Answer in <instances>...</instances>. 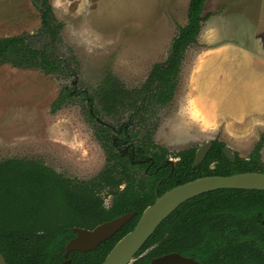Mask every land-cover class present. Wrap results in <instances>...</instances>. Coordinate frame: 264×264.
Returning <instances> with one entry per match:
<instances>
[{"label":"rangeland","instance_id":"374dc122","mask_svg":"<svg viewBox=\"0 0 264 264\" xmlns=\"http://www.w3.org/2000/svg\"><path fill=\"white\" fill-rule=\"evenodd\" d=\"M48 1L62 23L51 55L65 59L68 72L0 64V163L32 160L66 179L90 181L106 164L98 140L102 132L95 131L86 97L67 96L56 105L59 95L64 88L92 95L108 75L124 88H139L152 65L166 59L172 38L186 23L189 0ZM201 15L205 19L185 51L173 97L157 107L146 128L152 141L170 152L217 140L244 158L264 136L259 94L264 90V0H207ZM39 29V12L30 0H0V37L32 35L30 42L40 47ZM225 74L252 85L251 103L260 110L254 109L246 127L219 115L221 95L212 91L227 87H212L211 81L222 82ZM242 102L235 97L225 105L235 113ZM129 114L99 116L115 125ZM260 153L264 164V144ZM109 204L105 196L104 205Z\"/></svg>","mask_w":264,"mask_h":264},{"label":"trees","instance_id":"16d2710c","mask_svg":"<svg viewBox=\"0 0 264 264\" xmlns=\"http://www.w3.org/2000/svg\"><path fill=\"white\" fill-rule=\"evenodd\" d=\"M206 1L189 0L186 23L172 38L166 59L152 65L139 88H124L117 78L108 75L92 95L64 88L56 105L67 96L86 97L90 118L100 112L112 116L125 110L137 118V125L130 131L135 127L150 131L146 121L157 107L166 105L173 97L185 51L195 42L205 19L201 13ZM30 2L39 12L38 33L44 41L35 47L30 42L32 35L0 37V64L66 74L65 59L51 55L56 43H60L62 23L48 0ZM95 124V131H114L101 121ZM98 139L106 153V164L90 181L66 179L32 160L12 158L0 163V253L7 264H59L64 261L65 244L75 236L73 227L92 229L136 211L130 221L96 249L68 255L71 264H101L113 245L134 228L143 209L176 184L202 176L264 173L260 153L264 136L246 158L235 153L233 163L222 153L225 144L215 140L195 169L191 168L195 149L187 148L173 154L179 160L169 177H165L168 170L162 169L146 180L136 178L135 167L115 151L106 132ZM148 143L152 149L143 147L144 151L156 164L163 163L168 151L151 143L149 135ZM210 163H214L213 169L209 168ZM105 196L111 197L108 207L103 203ZM263 223L264 191L218 189L180 205L159 224L131 264H150L151 259L174 252L194 258L197 264H217L221 259L264 264ZM215 242L222 243L217 246Z\"/></svg>","mask_w":264,"mask_h":264},{"label":"water","instance_id":"95a60500","mask_svg":"<svg viewBox=\"0 0 264 264\" xmlns=\"http://www.w3.org/2000/svg\"><path fill=\"white\" fill-rule=\"evenodd\" d=\"M210 148L211 142H206L198 148L195 152L193 167L203 160ZM222 153L230 162L235 161L234 152L229 147L224 146ZM218 189L264 191V173L253 171L228 176L201 177L164 192L142 211L134 228L113 245L101 264H131L135 260V255L159 224L179 205L194 196ZM134 215L135 212L125 213L110 221L98 224L92 229L73 227L71 231L75 236L65 244L64 261L59 264H71L68 255L73 251L85 253L96 249L100 243L111 238ZM0 264H7L1 253ZM150 264H196V262L194 259L178 253H168L151 259Z\"/></svg>","mask_w":264,"mask_h":264},{"label":"flooded vegetation","instance_id":"af4514ba","mask_svg":"<svg viewBox=\"0 0 264 264\" xmlns=\"http://www.w3.org/2000/svg\"><path fill=\"white\" fill-rule=\"evenodd\" d=\"M88 108V107H87ZM89 109V108H88ZM120 111H123V110H120ZM107 115V114H106ZM94 119L95 121H101L102 124L104 126L108 125V126H112L114 128V131H101V132H106L109 137H110V142L112 143L113 145V148L115 149V151L120 154V155H123L125 156L130 164L132 166L135 167V176L136 178H138L139 180H146L147 177L159 172L160 170L162 169H166L168 170V173L165 177H169L171 175V173L173 172L174 170V167H175V163L179 160V157H176L174 156L173 154L174 153H178V152H170L167 148L163 147V146H160V145H157L155 142L152 141L151 139V132L152 131H143L141 128H138V127H135V129H133L132 131H130L129 128H132L133 127V122H135L137 120V118L131 116V114H129L128 116H126V118L118 123V124H112V125H109L108 123L104 122V118L100 117L99 116V113L97 116H94ZM126 125H128V128L126 127ZM134 135V136H133ZM148 135H149V138H150V141L151 143H153L154 145L156 146H160V147H163L165 148L167 151H168V154L166 155V157L163 158V163L161 164H156L153 160V158L150 156V154L148 152H145L143 147L151 150L152 147L150 146V144L148 143ZM99 140V139H98ZM100 141V140H99ZM215 141V140H212V141H206V142H211V148H212V142ZM217 141V140H216ZM204 142V143H206ZM220 142V141H219ZM204 143L200 144L198 147H190V148H194V159H195V152L198 150V148L203 145ZM211 148L209 149V151L211 150ZM185 150V149H184ZM182 151V150H181ZM208 151V152H209ZM207 152V153H208ZM236 152H234V155H235ZM207 155V154H206ZM205 155V157H206ZM238 155V154H237ZM239 156V155H238ZM205 157L203 158V160L196 166H192L191 165V168L192 169H195L197 168L205 159ZM240 157V156H239ZM174 160H173V159ZM243 158V157H242ZM246 158V157H244ZM106 159V158H105ZM194 159H193V162H194ZM235 159H236V156H235ZM233 163V162H232ZM209 168L210 169H213L214 168V163H210L209 164ZM163 172V171H162ZM211 176H217V175H211ZM202 177H207V176H202ZM198 178H201V177H198ZM198 178H195V179H198ZM195 179H192V180H189V181H193ZM162 179H160L159 181L161 182ZM189 181H186V182H189ZM186 182H183V183H178L176 184L175 186L169 188L168 190L178 186V185H181V184H184ZM123 188V185L120 186V189ZM166 190V191H168ZM164 191V192H166ZM216 191V190H214ZM163 192V193H164ZM209 192H213V191H209ZM209 192H206V193H209ZM162 193V194H163ZM206 193H202V194H199L197 196H194L193 198L191 199H194L195 197H198L200 195H203V194H206ZM162 194L158 195V196H161ZM156 196V198L158 197ZM108 198H110V202H111V197L110 196H107ZM155 198V199H156ZM154 199V201H155ZM191 199H188L186 200L184 203H186L187 201L191 200ZM153 201V202H154ZM152 202V203H153ZM104 203V201H103ZM182 203V204H184ZM181 204V205H182ZM110 205V204H109ZM108 205V206H109ZM151 205V204H150ZM105 206V205H104ZM108 206H105V207H108ZM180 206V205H179ZM178 206V207H179ZM177 207V208H178ZM146 208V207H145ZM144 208V209H145ZM176 208V209H177ZM143 209V210H144ZM175 209V210H176ZM174 210V211H175ZM173 211V212H174ZM132 212H135V215H136V211H132ZM172 212V213H173ZM131 213V212H130ZM125 214V213H124ZM134 215V216H135ZM133 216V217H134ZM132 217V218H133ZM116 218V217H115ZM131 218V219H132ZM114 219V218H113ZM130 219V220H131ZM112 220V219H111ZM129 220V221H130ZM110 221V220H109ZM106 222V221H105ZM127 223V222H126ZM125 223V224H126ZM124 224V225H125ZM123 225V226H124ZM264 225V223H263ZM122 226V227H123ZM121 227V228H122ZM120 228V229H121ZM119 229V230H120ZM118 230V231H119ZM108 240V239H107ZM222 242H215V244L217 246L221 245ZM101 244V243H100ZM99 246V245H98ZM175 253V252H174ZM185 257V256H184ZM188 258H192V257H188ZM194 259V258H192ZM196 262V261H195ZM197 264V262H196ZM217 264H241V263H238L236 262V260H229V261H224V259L221 261H219Z\"/></svg>","mask_w":264,"mask_h":264},{"label":"crops","instance_id":"0c3cea01","mask_svg":"<svg viewBox=\"0 0 264 264\" xmlns=\"http://www.w3.org/2000/svg\"><path fill=\"white\" fill-rule=\"evenodd\" d=\"M215 80L212 79L211 81L212 87L219 85V83L222 89L223 87H227V89L222 90V93H221V90L220 92L218 90L212 91V92H215L216 95H218V93L221 95L222 100L219 106L220 107L219 115L221 116L222 119L223 118L229 119L231 122H234L235 125H242V127H246L247 123L250 124V122L248 121L251 120V117L254 114V109L255 110H260V108L262 110L264 109V103H261L260 108H259V105L254 104L256 103L255 101L251 103V99L253 97V91L250 89L252 88V85L246 83L250 81L244 80L245 82L238 83L237 81H234V78H232V76L228 74H225L222 77V79L220 80L222 82H218L217 77H215ZM233 89H240V91H237V93L235 94ZM245 90L248 92V95L245 94ZM259 94L261 95V101L264 100V90H262ZM235 97L236 99L239 98V101L242 99L243 100L242 103L244 104V106L241 107L240 106L241 103H240L239 106L242 109H238L235 113H229V111L231 110V107H229L228 105H225V103L228 100L231 101Z\"/></svg>","mask_w":264,"mask_h":264},{"label":"clouds","instance_id":"9594fccd","mask_svg":"<svg viewBox=\"0 0 264 264\" xmlns=\"http://www.w3.org/2000/svg\"><path fill=\"white\" fill-rule=\"evenodd\" d=\"M105 203H107V202H105Z\"/></svg>","mask_w":264,"mask_h":264}]
</instances>
